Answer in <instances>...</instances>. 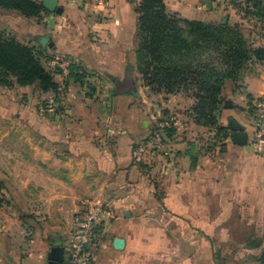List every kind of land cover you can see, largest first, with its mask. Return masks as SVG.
<instances>
[{"label": "crops", "instance_id": "0c3cea01", "mask_svg": "<svg viewBox=\"0 0 264 264\" xmlns=\"http://www.w3.org/2000/svg\"><path fill=\"white\" fill-rule=\"evenodd\" d=\"M139 1L58 0L60 13L47 10L34 22L0 10L1 31L29 45L49 36L41 49L102 77L107 96L86 97L73 85L66 110L47 113L39 104L48 95L37 87L0 86V264H48L54 241L63 243L65 260L72 220L87 201L108 212L96 227L91 264H193L180 245L188 231L213 237L228 234L227 221L264 220V158L248 145L249 100L264 96V62L250 63L237 83L225 84L218 122L229 136L207 151L211 134L186 115L194 100L151 92L137 71ZM231 1L164 0V7L188 20L225 18L255 46L264 45V29L241 19ZM163 113L185 126L135 161V146ZM234 127L243 129L245 145L233 143Z\"/></svg>", "mask_w": 264, "mask_h": 264}, {"label": "trees", "instance_id": "16d2710c", "mask_svg": "<svg viewBox=\"0 0 264 264\" xmlns=\"http://www.w3.org/2000/svg\"><path fill=\"white\" fill-rule=\"evenodd\" d=\"M231 3L241 19L251 20L264 29V0H232ZM0 10L14 11L27 19H40L47 13L35 0H0ZM135 11L137 71L144 85L153 93H181L192 98L194 105L186 115L211 134L205 150L210 151L216 144L222 147L229 136L228 128L218 122L223 106L222 90L229 81L237 83L250 63L264 62V45L255 46L238 24L188 20L169 14L165 11L164 0H140ZM53 57L39 44H23L0 31V86H35L40 93L53 94L58 101L60 84L54 80L58 70L45 65ZM93 76L94 73L76 62L69 67L63 85L65 88L76 85L91 98L97 95V85L88 79ZM252 100H249L250 105ZM43 106H46L45 99ZM163 115L158 122L169 116ZM154 128L155 124L151 129ZM175 131L166 128V139L172 138ZM191 148H195V144L192 143ZM199 150L192 155V161ZM2 189L0 181V204L3 202ZM261 245V241H252L247 246L259 248ZM256 260L264 264V246Z\"/></svg>", "mask_w": 264, "mask_h": 264}, {"label": "built area", "instance_id": "2783aa9c", "mask_svg": "<svg viewBox=\"0 0 264 264\" xmlns=\"http://www.w3.org/2000/svg\"><path fill=\"white\" fill-rule=\"evenodd\" d=\"M95 6L104 5L105 0H89ZM76 61L72 57L54 56L48 61L47 66L53 70L57 69L56 76L60 79V94L59 100L56 101L53 94H47L45 97L46 106L44 111L55 113L65 111V102L68 96H73L71 86L64 87V81L67 80L69 67L75 64ZM97 85V94H102L104 102L106 99L105 93H102L103 79L98 76L88 78ZM61 109V110H60ZM250 111L253 117V133L248 140V145L253 149L254 153L261 158H264V97L260 96L251 101ZM185 122L181 121L178 116L170 114L167 119L156 122L155 128L150 129L148 138L137 146L133 151L135 161L142 160L154 151L160 150L165 142V129L174 128L175 130L183 128ZM106 206L100 202H84L82 208L76 213L71 223V230L66 245V259L62 264H91L93 259L92 245L94 243L97 224L104 216L107 215Z\"/></svg>", "mask_w": 264, "mask_h": 264}, {"label": "rangeland", "instance_id": "374dc122", "mask_svg": "<svg viewBox=\"0 0 264 264\" xmlns=\"http://www.w3.org/2000/svg\"><path fill=\"white\" fill-rule=\"evenodd\" d=\"M10 12L15 13L14 11ZM13 18L16 22V17L12 15L11 19L13 20ZM28 20L32 22L36 21L35 18ZM28 23L30 24L31 22ZM12 34L11 31L7 33V35H15ZM19 94V92L15 93L17 96ZM43 101L41 100L39 104L42 108H44ZM17 112V110H13L10 112V115L14 116ZM17 125L15 123V130H17ZM227 230L228 234L213 237L195 236L188 231L186 236L180 238V245L187 255V260L196 261L193 264H261L257 262L256 257L264 246V220H230L227 221ZM177 238V236L171 235V243L173 241L176 242ZM252 241H261L262 245L259 248H250L247 245Z\"/></svg>", "mask_w": 264, "mask_h": 264}, {"label": "water", "instance_id": "95a60500", "mask_svg": "<svg viewBox=\"0 0 264 264\" xmlns=\"http://www.w3.org/2000/svg\"><path fill=\"white\" fill-rule=\"evenodd\" d=\"M42 6L51 12L60 13L61 7L58 5V0H42ZM226 23V19H222L221 24ZM49 41V36H43L39 38V44L41 46H45ZM50 45V44H48ZM231 138L233 143L237 145H245L246 144V135L243 132L241 127H234L231 128ZM115 245L120 247L122 244L121 239H116L114 241ZM53 247L50 249L49 253L47 254L48 264H62L64 261V248L63 243L61 241H54Z\"/></svg>", "mask_w": 264, "mask_h": 264}]
</instances>
